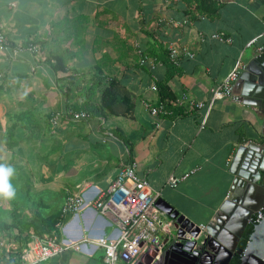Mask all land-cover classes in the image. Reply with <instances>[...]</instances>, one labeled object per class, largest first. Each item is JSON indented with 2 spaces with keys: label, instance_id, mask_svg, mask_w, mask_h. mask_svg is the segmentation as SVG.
<instances>
[{
  "label": "crops",
  "instance_id": "1",
  "mask_svg": "<svg viewBox=\"0 0 264 264\" xmlns=\"http://www.w3.org/2000/svg\"><path fill=\"white\" fill-rule=\"evenodd\" d=\"M212 2L219 6L214 17L203 12L200 0H0V31L8 40L0 52V164L15 170L9 178L15 195L0 194L3 262L25 261L26 239L35 231L30 223L41 216L60 217L54 231L81 246L39 264H107L92 241L119 228L92 197L131 160L181 215L208 225L231 194L229 170L238 147L264 145V104L231 98L210 103L212 89L238 64L247 67L259 58L264 0ZM170 46L194 54L183 57L172 76ZM144 55L151 58L147 65L140 64ZM112 81L129 95V112L102 108ZM183 93L206 105L151 114L150 105L177 101ZM87 102L99 113L71 119L69 112ZM191 171L177 187L168 185L171 175ZM84 193L87 203L64 215L66 203ZM163 220L174 218L167 214ZM209 247L208 262L217 256L215 244ZM164 253L152 249L136 264H161Z\"/></svg>",
  "mask_w": 264,
  "mask_h": 264
},
{
  "label": "built area",
  "instance_id": "2",
  "mask_svg": "<svg viewBox=\"0 0 264 264\" xmlns=\"http://www.w3.org/2000/svg\"><path fill=\"white\" fill-rule=\"evenodd\" d=\"M215 37L218 36L215 35ZM7 45V37L0 31V52H4ZM30 49L35 51L37 47L33 46ZM258 51L261 57L264 53V46L259 47ZM168 55L170 61L176 66L180 65L183 57H194L187 47L178 46H170ZM149 62L151 58L147 55L140 60L141 65H147ZM154 67L155 64H152V68ZM245 68V65L238 64L222 83L215 86L211 91L210 103L224 98H231L235 102L242 101V97L234 93V85ZM205 105V102L195 100L189 94L183 93L177 101H164L150 105L149 110L151 114L159 116L170 114L178 107L189 112L194 108L202 109ZM69 116L75 121L86 120L90 117L85 111H70ZM137 167L135 160L124 163L114 183L106 190L96 189L92 197L94 206L104 216L115 222L119 228L115 235L100 236L92 241L93 245L103 249L107 264H136L147 251L157 249L161 252L165 239L170 238L174 233L175 219L169 222L163 220V216L167 214L157 206L161 193L153 191L147 180L138 175ZM194 172L191 171L183 177L171 175L168 185L175 188L181 179L189 177ZM88 200L85 193L72 197L63 208V214H76ZM60 226L63 231V223H59L58 227ZM199 227L201 233L196 237L198 240L202 239L206 225L201 224ZM1 245H5V241L1 240ZM10 245V248H15L12 243ZM73 246L80 247L81 245L70 242L68 238L57 232L49 236L31 233L27 241L25 261L13 264H39ZM0 264L7 263L0 261Z\"/></svg>",
  "mask_w": 264,
  "mask_h": 264
},
{
  "label": "water",
  "instance_id": "3",
  "mask_svg": "<svg viewBox=\"0 0 264 264\" xmlns=\"http://www.w3.org/2000/svg\"><path fill=\"white\" fill-rule=\"evenodd\" d=\"M234 93L250 100V105L264 104V61L256 58L247 65ZM229 172L233 175L231 194L206 225L203 240L196 239L201 233L197 223L159 198L157 206L175 219L174 233L163 244L166 254L181 250L186 264H230L238 255L241 264H264V145L252 141L241 144ZM251 223H255L254 231L247 247L240 248V238ZM210 243L215 244L217 249L211 250L217 256L209 257L208 262L204 250H210Z\"/></svg>",
  "mask_w": 264,
  "mask_h": 264
},
{
  "label": "trees",
  "instance_id": "4",
  "mask_svg": "<svg viewBox=\"0 0 264 264\" xmlns=\"http://www.w3.org/2000/svg\"><path fill=\"white\" fill-rule=\"evenodd\" d=\"M189 1H192V0H189ZM201 3L204 5L203 7V12L205 14H207L208 16L210 17H214L215 14L217 13L218 9H219V6L216 5L215 3H208L209 0H200ZM206 5V7H205ZM260 60L264 61V53L261 55V57H259ZM167 63L169 64L168 68H169V75H174L175 73H177V66L174 65L170 59H169V55H168V59H167ZM121 89L119 88V85L116 81H112L110 83V85H108L105 89V91L103 92V97H102V108H105L107 109L109 112L113 113V114H119L120 112L122 113H125V112H129L132 108V104H130V101H129V95L127 94H122L123 92L121 91V93H119ZM120 105H124L125 109L122 110L120 108ZM75 110L77 111H85L89 114V116L91 115H97L99 112H98V108L93 105L92 103H85L83 104L82 106H78ZM60 217H56L54 220H51L49 219H46V218H43L40 216V218L38 220H34L32 222V224L30 223V226H34V233L38 234V235H42V236H49V235H52L54 233H56V224L57 222L60 221ZM254 224L255 223H251L248 228L246 229L245 231V234L241 240V243H240V246L241 248H246L247 247V244L250 240V237L254 231ZM16 222H14L10 227L11 228H14L16 226ZM4 225H1V227H3ZM8 227V225H7ZM9 227V228H10ZM29 227V225H28ZM1 232H3V230H0V236H1ZM3 234V233H2ZM3 236V235H2ZM1 236L0 238V243H1V239H3V237ZM21 236H16V238H13L14 242L17 243V241H19ZM29 237L26 239V243L28 241ZM21 241V240H20ZM13 241H11L12 243ZM16 247V244L13 243ZM4 246V245H3ZM1 245H0V249H1ZM4 249V248H2ZM12 249H15V248H12ZM4 252H5V249H4ZM4 257H2V253L0 251V261L3 260ZM2 259V260H1ZM17 262V261H16ZM15 262V263H16ZM19 263V262H17ZM231 264H241V261H240V257H236Z\"/></svg>",
  "mask_w": 264,
  "mask_h": 264
},
{
  "label": "clouds",
  "instance_id": "5",
  "mask_svg": "<svg viewBox=\"0 0 264 264\" xmlns=\"http://www.w3.org/2000/svg\"><path fill=\"white\" fill-rule=\"evenodd\" d=\"M14 168L7 164H0V194L5 197L15 195V189L9 181V178L14 174Z\"/></svg>",
  "mask_w": 264,
  "mask_h": 264
},
{
  "label": "flooded vegetation",
  "instance_id": "6",
  "mask_svg": "<svg viewBox=\"0 0 264 264\" xmlns=\"http://www.w3.org/2000/svg\"><path fill=\"white\" fill-rule=\"evenodd\" d=\"M245 234V233H244ZM243 234V236H244ZM243 236L240 238V242H239V247L241 248L240 246V243H241V240L243 238ZM228 242H232L230 239H228ZM233 243V242H232ZM191 246V245H190ZM192 247V246H191ZM172 254V255H171ZM171 254H166V250H165V253H164V256H163V259L161 261V264H175L174 261L177 259V262H183V263H186L185 261L183 260H186L183 258L182 256V251L181 250H174ZM188 256V255H187ZM236 257H240L239 255L238 256H235L232 261L236 258ZM231 261V263H232ZM241 261V260H240ZM230 263V264H231Z\"/></svg>",
  "mask_w": 264,
  "mask_h": 264
},
{
  "label": "rangeland",
  "instance_id": "7",
  "mask_svg": "<svg viewBox=\"0 0 264 264\" xmlns=\"http://www.w3.org/2000/svg\"><path fill=\"white\" fill-rule=\"evenodd\" d=\"M62 161H63V160H59V161H58V163H57V167H58V168H59L60 165L63 164ZM57 167H56V168H57ZM56 168L54 167L55 170H56Z\"/></svg>",
  "mask_w": 264,
  "mask_h": 264
}]
</instances>
